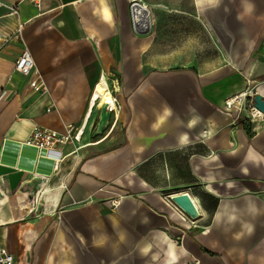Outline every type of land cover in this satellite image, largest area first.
<instances>
[{
    "label": "crops",
    "instance_id": "0c3cea01",
    "mask_svg": "<svg viewBox=\"0 0 264 264\" xmlns=\"http://www.w3.org/2000/svg\"><path fill=\"white\" fill-rule=\"evenodd\" d=\"M0 1V247L14 264H264V118L226 110L264 81V0H138L143 34L131 0ZM26 48L45 90L16 71ZM102 80L120 111L97 134ZM37 124L80 135L58 168L25 143Z\"/></svg>",
    "mask_w": 264,
    "mask_h": 264
},
{
    "label": "built area",
    "instance_id": "2783aa9c",
    "mask_svg": "<svg viewBox=\"0 0 264 264\" xmlns=\"http://www.w3.org/2000/svg\"><path fill=\"white\" fill-rule=\"evenodd\" d=\"M31 1V0H30ZM37 5H40L42 0H32ZM138 0H131V3ZM0 5L3 3L0 1ZM11 13H17L18 8L10 7ZM16 71H20L23 75L31 77L34 75L33 79L30 80V86L36 90H45L44 84H42V76L39 69L36 66L34 60L33 52L30 49H24L20 55L16 58ZM226 110L230 113H237L240 116L239 109L236 108V104L227 99ZM255 106L253 111L255 116L261 115L256 113ZM263 115V113H262ZM79 134H74L71 127L67 128L66 132H61L53 128H47L41 125H35L30 136L26 139L25 143L34 147H37L40 155L48 158H54L56 160L55 168L59 167V164L63 158L61 153L57 150L60 146L67 145V143L73 142L75 139H79ZM114 207L120 203V198L112 199ZM15 255L10 252L7 248L0 247V264H14Z\"/></svg>",
    "mask_w": 264,
    "mask_h": 264
},
{
    "label": "water",
    "instance_id": "95a60500",
    "mask_svg": "<svg viewBox=\"0 0 264 264\" xmlns=\"http://www.w3.org/2000/svg\"><path fill=\"white\" fill-rule=\"evenodd\" d=\"M131 9L133 12V25H135L136 31L140 34L150 32L152 29L151 10L144 3L139 1L133 2ZM253 101H255V107L264 114V93L258 91L254 96ZM111 115L112 112L109 110V106L107 104L103 105L99 115V123L96 130L97 134L103 132L110 124L109 121ZM172 200L188 215L192 216L193 218H197L198 209L194 200L187 192H180V194L173 195Z\"/></svg>",
    "mask_w": 264,
    "mask_h": 264
},
{
    "label": "bare ground",
    "instance_id": "6f19581e",
    "mask_svg": "<svg viewBox=\"0 0 264 264\" xmlns=\"http://www.w3.org/2000/svg\"><path fill=\"white\" fill-rule=\"evenodd\" d=\"M253 69V65H251L247 71L246 74L250 77L251 71ZM94 92V98L92 100V108L90 110L89 116L95 111L96 108H101L103 105L107 104L109 106V110L112 112V115H118L119 114V106L117 104V97H116V91L110 90L108 84L106 81L102 80ZM262 90V91H261ZM260 91L264 93V87L260 88ZM248 94V90H242L241 93L234 95L229 98V100L233 103H236V105L241 104V97L246 96ZM256 113H260L262 115V112L255 108ZM83 134V132H82ZM81 134V136H82Z\"/></svg>",
    "mask_w": 264,
    "mask_h": 264
},
{
    "label": "rangeland",
    "instance_id": "374dc122",
    "mask_svg": "<svg viewBox=\"0 0 264 264\" xmlns=\"http://www.w3.org/2000/svg\"><path fill=\"white\" fill-rule=\"evenodd\" d=\"M212 50L213 49L210 50V53H209L210 55H211ZM259 52L263 54V58H264V50H261ZM253 53L256 54V52H253ZM253 53H252V55H254ZM261 71H262V69H261ZM261 87H264V81L250 82L247 89H246V90H248V94L246 96L241 97V100H240L241 104L240 105H236V108L239 109V111H240L241 120H243V122H245V124L248 127L252 124L254 119H256L258 117L264 118V114L255 116L254 111H253V107L255 106V101H253V99H254V96L257 94V92L260 91ZM96 125H97L96 127H98L97 123H96Z\"/></svg>",
    "mask_w": 264,
    "mask_h": 264
}]
</instances>
